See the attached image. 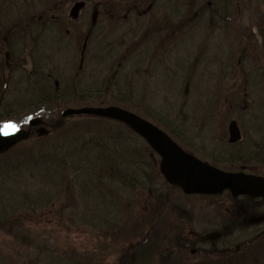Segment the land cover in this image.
Here are the masks:
<instances>
[{"label": "rangeland", "instance_id": "374dc122", "mask_svg": "<svg viewBox=\"0 0 264 264\" xmlns=\"http://www.w3.org/2000/svg\"><path fill=\"white\" fill-rule=\"evenodd\" d=\"M111 1L97 6L91 0L84 18L65 21L63 31L49 29L51 25L46 23L50 17L66 15L67 6L53 9L47 3L35 5L30 15H39L34 21L36 28L28 22L25 29L42 37L36 39L40 47H34L30 40L35 37L27 40L24 69L35 67L29 63V54L39 49L37 60L44 62L42 66L50 71L54 82L82 80L85 88L89 84L95 90L105 82L109 90L121 86L124 91H132L135 100L150 105L170 120L172 125H160L176 136L181 134V140L174 138L176 142L184 148H192L189 142H196V148L204 146L198 149L197 156L211 164L209 148L226 149L232 121L238 122L242 130L240 147L264 141V0H222L228 13L198 20L197 25H191L189 18L201 11L202 0H164L149 11L146 0H135L137 13L130 11L128 0H119L110 9L106 5ZM209 1L212 0L203 3ZM162 3H166L167 9L162 8L169 19L162 15ZM43 15L46 22L41 21ZM5 37L0 34V48L11 50L3 41ZM21 74H13L15 83L11 79L0 84L1 93V86L3 89L9 83L5 100L25 97L24 88L16 86L21 84ZM87 99L79 96L70 103H53L27 118L35 110L14 113L0 123V130L6 124L14 125L8 129H26L31 118L45 119L50 115L51 121H44L49 127L47 135L55 139L58 135L50 126L69 108L116 106L110 98L102 105L99 101L90 104ZM138 108L137 113L146 112L145 108ZM84 121L81 117L64 119L69 130ZM107 125L118 127L113 122ZM38 136L34 130L32 138ZM74 138L71 135L69 139L72 145L76 143ZM108 142L112 145L111 140ZM31 143L32 140L18 145L8 153L9 158H19ZM252 147L248 146V152L255 156L257 151ZM261 156L251 161L249 168L264 176V149ZM148 161L149 173L158 178L152 193L140 189L130 195L132 192L125 191L119 178L109 180V171L103 173L97 163L76 156L64 164L56 162L49 169H36L32 177L20 183L5 179L0 185V196L13 206L8 215H0L6 218L0 221V264H162L163 258L171 264H264L263 238L245 247L254 235L264 231V206L250 207L249 211L256 215L253 219L262 225L253 227L243 215H238L240 209L234 206V211L225 198L185 197L172 190L158 175L160 159L154 156ZM21 165L17 166L21 172L27 170L26 165ZM160 196L164 199L158 203L156 198ZM230 207V212L226 211ZM227 221L234 231L229 247L234 250L243 245L241 252L236 250L227 257L220 253L230 237L216 243L217 251L209 242L201 245L194 256L181 250L184 240L193 237V231L205 236ZM150 244L153 253H147ZM171 250L172 256L166 253Z\"/></svg>", "mask_w": 264, "mask_h": 264}, {"label": "trees", "instance_id": "16d2710c", "mask_svg": "<svg viewBox=\"0 0 264 264\" xmlns=\"http://www.w3.org/2000/svg\"><path fill=\"white\" fill-rule=\"evenodd\" d=\"M212 2L214 4L213 7L206 5L204 6L205 9H203L201 13L209 12L212 14V12H214V15L220 17L218 15L220 13L219 9L222 5L224 6V2L222 3V0H212ZM30 36L35 37L32 39L35 42L34 47L39 46L36 39L37 37L42 36L36 33H32ZM38 55L40 56L39 49L32 50L30 58L32 59L35 67L30 70H26L24 67L7 68L5 66H0V84H3L4 82H11L13 74L22 72L19 76L21 84L16 83V86L17 89L20 86L24 88L25 97L21 100L24 101L27 98L25 102H22L21 100H5L4 96L9 88V83L3 85V89L1 86L0 123L6 119H10L14 113L35 110L34 114H27L25 116V118H27L32 115L35 116L37 112H43L42 108L48 107L53 103H59L61 101L70 103L74 97L85 96L88 97L86 102L90 101V104L95 101H99V104L102 105L110 98L112 104H115L116 106L121 105L119 107L123 106L122 108L135 112L136 114L143 116L145 119L150 120L161 127L163 126L160 124L168 126L172 125L170 120L164 117L161 112L155 110L150 105H144L137 99L135 100L133 92L125 90L127 91L125 93L121 86L116 89L109 90V87H106L104 82V87L99 85L98 89L95 90L92 88V90L89 88V84L86 85L85 88L81 82L82 80L79 81V83L74 80H72V82L70 80V83L66 80L64 84L61 81L54 82L50 71L48 72V69L42 66L44 62L42 60H37L39 58ZM63 80L65 79L62 78V81ZM12 81L15 83L14 78ZM57 83L61 84L59 85ZM138 107H143V109L145 108L146 112L144 114L137 113ZM84 120L86 121H84L82 125H75L71 128L72 130H69L66 127V121L64 122V119L60 117L52 126H50L51 130L57 134L58 137L54 139L52 136L50 137L46 134L47 136L45 135L42 137L39 135L37 139H33L31 136L29 139V141L32 140V143L29 144L31 146L24 148V151L18 155L19 158H16V160H19V162L17 163L15 162V159L9 158L10 154L8 153L0 156V185L5 183L7 181L5 179L7 178L18 183L24 179L28 180L29 177H32V173L36 169H49L50 166L52 164H56V162H59L58 164H64L69 157L75 159L76 156L78 159H86L92 163H97L99 168L102 169L100 171H103V173L105 171H109V173L106 174V177H108L109 180L119 178L117 181H120V185L125 187V191L127 193L132 192L130 195H133V192H138L140 189L150 191L156 183V179L152 173H149L150 166L148 164V158L153 155V152L149 149L145 142L122 124L116 123L118 127H114L115 125H107L110 121L94 117H84ZM48 121H51V119ZM165 130L167 129L165 128ZM126 134L133 136V138L127 137ZM71 135H74L75 137L74 139L76 143L74 145H72V140L69 141ZM175 135H177V133H175ZM180 136L181 134L178 133V138H180ZM58 140H61L62 142L60 143ZM109 140L112 141V145L108 142ZM259 143L262 147L261 149H264V141ZM259 154L257 153L255 158H258ZM250 155L252 156V154ZM21 162L24 166H27V170L24 171L25 173L21 172L22 170L18 168L22 167ZM72 169L74 172L79 171L76 170V168ZM65 170L66 169L64 168L61 172L65 173ZM67 171L70 172L69 169H67ZM90 172L91 174L93 173L95 177V172L92 170H90ZM94 180L95 179H90L89 181L94 182ZM26 200H28V198H26ZM12 206L13 204H10V202L6 203L4 198L0 196V215H8L10 210L9 207ZM3 220H6V218L3 219V217H0V221L2 222ZM221 231L224 236H227L230 233V229ZM178 246V244L175 245V247ZM183 248L184 247H182V250ZM151 252H154L152 245L147 249V253ZM166 253H169V255L172 256L174 251L171 250ZM161 262L163 263V259Z\"/></svg>", "mask_w": 264, "mask_h": 264}, {"label": "water", "instance_id": "95a60500", "mask_svg": "<svg viewBox=\"0 0 264 264\" xmlns=\"http://www.w3.org/2000/svg\"><path fill=\"white\" fill-rule=\"evenodd\" d=\"M94 116L118 121L139 135L161 158L160 171L167 182L181 189L186 195H220L225 191L234 197L264 196V178L244 173H226L204 163L184 152L164 131L138 115L119 107L69 109L63 117ZM43 124L41 119H33L27 130H7L0 135V155L13 149L19 143L30 138L34 127ZM230 143L241 139L236 122L230 124ZM221 234H211L207 241H216Z\"/></svg>", "mask_w": 264, "mask_h": 264}, {"label": "flooded vegetation", "instance_id": "af4514ba", "mask_svg": "<svg viewBox=\"0 0 264 264\" xmlns=\"http://www.w3.org/2000/svg\"><path fill=\"white\" fill-rule=\"evenodd\" d=\"M91 0H2L1 1V5L0 6V25H1V29H0V34L1 35H5L6 37L3 39L4 42L7 43V45L9 46V49L11 50H5L3 51L0 48V66H5L8 68L11 67H16V68H22L24 67V56L23 53L25 51L24 47V43H25V31H26V27H27V23L31 22V24H33V27H35V19L39 16H32L31 11L34 9L33 7L40 5L41 3H47L50 7H52L53 9L59 8V6L63 9L65 6H67L69 8V10H67V14L66 15H62L60 17H50L48 21V23H46V25H51L53 30H56L57 28L61 31H63L61 28V26L66 25L65 21H80L84 18V13L87 10V5H89V2ZM96 2L97 6H101V5H105V0H93ZM135 0H128V4L131 5L130 7V11H132V9H134V2ZM153 2V0H150ZM159 1L160 3L163 2V0H156ZM115 2H120L119 0H112L111 2H108L106 7L108 6V8L111 9L112 6H115ZM151 2V3H152ZM92 4V3H91ZM153 4V3H152ZM166 5V3H162L161 4V11L163 12L162 15L164 16V19H169V14L168 13H164V10L162 7H164ZM211 5V3H210ZM32 6V7H31ZM167 9V6H165ZM151 8V6H150ZM96 9V8H95ZM96 11V10H95ZM174 14V13H173ZM209 15L204 14L203 17H201V13L198 12L196 13V15L194 16V18H189V20H191L190 22H193V24L191 23V25H195L196 22L200 19H205L207 18ZM93 17V15H92ZM47 17H45L44 15L42 16V20L43 22H46ZM2 21V22H1ZM182 20H180V22H182ZM46 25H42L43 27H45ZM36 28V27H35ZM176 29V28H175ZM29 33V30L27 29V31ZM31 34V33H29ZM79 34L82 35V31H79ZM15 53L18 55L17 58L15 59L16 55ZM30 61V60H29ZM229 137V136H228ZM188 143V141H187ZM196 142H189V144L191 145V147L193 148H185L187 152L192 153L194 155L197 156V151H199L198 149H204L205 147H199L196 148L195 144ZM237 146V144H229V146H227L228 148L224 149V151H226L225 154H232L235 152H241L239 151L240 149H236L235 147ZM235 150V151H234ZM223 150H220V148L218 146L214 147V148H209V154H210V158L212 160L214 156H219L221 154L224 153ZM198 157V156H197ZM201 159V158H200ZM221 162H225L228 163L227 160H219ZM231 163L234 162H244L245 160L243 159H237V160H229ZM245 173H251V174H255V175H259L257 174V172H255V170H251L250 168H243ZM240 170H236L234 172H237ZM193 197V196H192ZM198 198H203V199H211V198H217L215 196H209V197H205V196H198ZM220 198H225L227 201L231 202V207L234 208V206L237 207V209H240V211L238 212V215H243V218L247 220V222L253 226V227H260L261 224H254V222L256 221L255 219H253V217H255L256 215H253L252 212L249 211L251 206H255V205H259V206H264V200H258V199H253L250 197H239V198H233L231 196L230 193L225 192L224 194L220 195ZM211 204H214V202H211ZM231 207L226 209V211L231 210ZM255 208V207H254ZM234 211H236V209L234 208ZM256 213H258V215H261L258 210L255 208ZM211 215V211L209 213V216ZM208 216V218H209ZM210 220V218H209ZM211 221V220H210ZM194 222H198V220H194ZM211 223V222H209ZM183 225H185V223H183ZM264 225V224H263ZM262 226V225H261ZM230 223L227 221L225 223V225L223 226V229H229ZM212 231L208 232L205 236H200V234H198L197 232L193 231V237L185 239L184 240V250L188 249V251L191 253L192 256H194L199 249L201 248V245L207 244L204 239L205 237L212 233ZM233 236V235H232ZM223 238V237H222ZM231 236L228 240H225L224 244H225V250H223L220 253H224L225 257H227L228 253H232V252H237L240 251L241 248H236V249H232L229 247V245L231 244L230 242ZM223 240V239H221ZM219 242V241H218ZM216 243H211V245L213 247H215V251H217L216 249ZM237 250V251H236ZM206 251V250H205ZM163 264H170L169 263V259L167 258H163ZM173 264H180L178 263H173Z\"/></svg>", "mask_w": 264, "mask_h": 264}, {"label": "snow or ice", "instance_id": "6c2138e0", "mask_svg": "<svg viewBox=\"0 0 264 264\" xmlns=\"http://www.w3.org/2000/svg\"><path fill=\"white\" fill-rule=\"evenodd\" d=\"M11 127H14V125H12V124H6V125H4V132L6 133L7 132V129L8 128H11Z\"/></svg>", "mask_w": 264, "mask_h": 264}]
</instances>
